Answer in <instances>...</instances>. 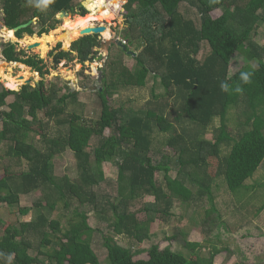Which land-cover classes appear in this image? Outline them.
<instances>
[{"label":"trees","instance_id":"1","mask_svg":"<svg viewBox=\"0 0 264 264\" xmlns=\"http://www.w3.org/2000/svg\"><path fill=\"white\" fill-rule=\"evenodd\" d=\"M1 1L8 30L34 21L16 32L18 39L36 35L37 22L38 36L47 34L59 23L57 15L75 14L80 3L55 0L40 10L29 0ZM95 1L93 12L106 9L104 0ZM216 11L221 15L215 18ZM87 12L80 6L82 15ZM121 12L129 26L125 35L129 40L125 49L117 44L110 47L100 70L103 77L101 82L97 79L101 85L97 94L102 111L96 121L75 112L61 117L67 102L78 100L79 92L74 90L58 98L59 90L46 89L44 83L40 88L22 86L20 91L0 84V164L5 174L0 179V209L8 207L16 215V222L9 225L0 217V264H100L92 246L96 234L102 236L108 264H214L217 251L206 258L199 254L202 244L188 240L185 247L200 250L195 260L170 247L160 250L158 245L148 248L147 260H135L141 251L132 252L107 233L142 244L151 239L155 222L169 223L176 216L175 208L185 210L192 203H200L196 219L220 227L218 199L223 195L240 203L237 214L242 224L249 220L242 201L255 189L262 191L263 199L257 211L264 210V176H255L264 167V45L259 43L264 40L260 32L264 0H127ZM101 44L98 35L80 38L71 51L60 50L59 44L54 69L75 59L82 65L93 62ZM133 44L140 52L135 56L129 51ZM2 54L7 62L30 67L41 77L49 73L43 60L17 52L11 42L4 44ZM236 54L247 65L233 70ZM126 56L135 62L132 69L124 63ZM242 72L252 74L250 83L240 81ZM149 77L151 97L144 108L135 111L111 104L108 98L121 89L146 88ZM221 84L228 89L222 90ZM237 86L243 91L236 92ZM240 105L246 109L234 130L230 111ZM46 118L59 126L57 134H49ZM216 119L220 126L212 140L200 137ZM187 122L195 127L173 131L174 123ZM157 132L168 135L162 147L155 143ZM37 139L40 147L34 142ZM67 151L77 159L75 180L55 174V158ZM105 164L117 167V191L115 197L99 201L95 188L107 181ZM249 180L257 186L249 185ZM39 191L42 198L35 201L32 197ZM60 202L72 212L65 228L52 219ZM32 213L34 218L24 221ZM89 213L104 221L106 228L92 227ZM34 235L41 239L35 256L30 240Z\"/></svg>","mask_w":264,"mask_h":264},{"label":"rangeland","instance_id":"2","mask_svg":"<svg viewBox=\"0 0 264 264\" xmlns=\"http://www.w3.org/2000/svg\"><path fill=\"white\" fill-rule=\"evenodd\" d=\"M78 1L80 3L76 7L75 14H72V17L61 19L57 15L56 19L59 21V23L56 24L55 29L51 30L47 34L42 35L41 37H39L36 33L40 28V23L38 24V22L33 26V33L36 35L29 36L27 34H24L22 39H18L13 30H11L13 32V37L8 36L4 34V32L0 31V84L7 90L20 91L22 86H26L24 84V81L32 79V87L41 86V83L45 84L46 89L50 87H56L57 90H59L57 94L58 98L63 96L69 90L79 92L77 101L67 102L68 105L65 111L66 113L64 115H61V117H67L75 112L79 115H82V117L87 119L88 121L93 122L100 117L102 111L101 102L97 94V90L101 86L97 83V79L99 77L98 73L102 68H104L109 54H111L110 51L108 52V54L106 52V48H96L95 51L97 52L98 56H96L93 62H85V64L82 65L77 62V59H75L73 62L61 63L56 69H54L53 55L57 53V46L59 44L61 45L60 50L71 51L72 44L82 38V36L80 35V31L85 30L89 27L95 28L100 26H107V31L109 34L107 35L106 32L100 33L99 39L101 38V40L105 41L106 39L111 38L113 42L119 40L121 43L123 42L122 44H126L129 38H126L125 35L126 33L128 34L129 26L126 24V19L123 15L124 13H122L121 10L123 4H125L127 0H117L118 5L113 7V0H104L105 2L103 3V5L105 6L104 8H106L105 10L107 11V17L105 19H102L101 21L93 19L94 21H89L87 23V28L80 29L79 31H77L76 35L75 33L71 35V33H69V30L72 31V29L67 27L68 24L70 25V23L72 22L79 21V23L82 25L81 21L84 17L95 13L93 12L94 5L96 4L95 0ZM80 6H83L88 12L82 15L80 13ZM99 13H95V16L98 17ZM110 14H112V17H110ZM220 15L221 12L219 11L213 13V17L215 18ZM3 16V5L2 1L0 0L1 25L3 24ZM158 30L161 31L162 27H159ZM8 32H10V30ZM260 32L263 36L264 26L261 28ZM50 34L51 37L48 38L49 41L45 42V38ZM8 42L16 45L17 52L25 51L27 56H38L39 59L43 60L44 64L46 65V70H48L49 73L41 77L37 73H31L30 68L23 64H6V59L2 55V50L4 44ZM35 42H42V44L40 45V47L34 50H28L27 47ZM259 43L264 45V40H261ZM44 44L46 49L43 50ZM129 51H132L131 53L134 56L135 54L140 53L135 44L132 45ZM73 55L76 56V53H73ZM100 56H103V59L97 61ZM124 60V63H126L129 68L132 69L134 67L135 62L132 57L126 56ZM245 65H247V62L241 54H236L233 57V70L241 69ZM21 76H24L23 80H19V77ZM7 78L8 80L18 79L16 80L18 82V86L13 89L7 88L6 84L3 82ZM152 84L153 79L152 77H149L146 88L121 89V91H119L117 95L108 99L111 101V104L115 108L125 107L127 110H141L145 107L146 103L151 97ZM245 109L246 108H244V106L240 105L239 107L233 108L230 111V119L232 120L230 126L231 128L235 127L234 130L236 129V125L240 123V120L242 118L241 113ZM4 111H8V109L4 108ZM45 121L47 122V124H50L48 129L49 134H57V129L59 128V126L54 123L55 121H48L47 118L45 119ZM219 126L220 122L216 119L211 127L201 132L200 137L212 140V134ZM182 127L190 128L195 126L191 125L188 122L185 125L174 123L173 131L180 132ZM108 133L109 131L106 132V135ZM167 137V134L158 132L155 133L154 139L157 147H162L166 142ZM34 142L37 146H41V142L39 139L34 140ZM223 154H227L226 149L224 150ZM215 163L216 161H213V165H215ZM104 171L107 178L106 183L102 184L99 188H95V193L99 201L102 200V197L108 198V195L111 197H115L117 191V167L114 164H105ZM258 172H260V174H258ZM258 172L255 176L256 178L260 177L261 179L264 176V167L261 171ZM55 174L58 177L68 175L71 180H75L79 177L77 159L72 152L67 151L60 157L55 158ZM171 174L174 176L175 171L171 172ZM4 176L5 174L2 169V165L0 164V179H2ZM159 177L161 178L162 175L160 174ZM248 184H251L252 187L257 186L254 181H250ZM259 190L255 189L250 191V194L248 193L242 201V205L244 206L243 213L248 214L249 219L247 222H244L242 224H240L241 219L237 214V211H239L237 209L240 207V203L238 202V204H234L231 201L229 202L227 201L228 198L224 199L225 196L223 195L218 199L220 202H218L221 217L220 221L222 222V226L220 227H217V225H212L211 223H206L200 218L196 219L197 215L200 213V203L199 206H195L192 203L191 207H187L185 210L180 207L175 208L174 213L176 216L174 215L175 217L171 219L169 223L161 221L155 222V224H153L151 227V239L146 240L142 244L135 243L133 240H130L125 236H118L113 232L107 233V236L116 239L121 244H126L127 246L129 245L132 252L141 251L142 253L136 256L135 260H147L149 258L147 250L152 245H158L160 250H164L165 248L170 247L173 251L183 252L185 256H190L193 260H195V256L200 250L193 251L185 247V240H188L189 242L201 243L204 249L199 254L201 256H205L206 258H209L210 252L217 251L219 254L217 255V257H215L213 261L214 264H261L264 263V210L260 213H258L257 211L263 204V199L261 197L262 191L259 192ZM194 192H196V189L194 190ZM42 195L43 192L39 191L35 193L32 198L37 201L42 198ZM231 199H233V197H231ZM239 200L240 199H238V201ZM42 201L45 203L44 199H42ZM203 201H205V199L202 200L201 206H203ZM206 202V204L208 205V201ZM103 208L107 207L104 206ZM13 214L14 212L9 210L8 207H6V209H0V217L6 221V225L16 222V215L14 216ZM71 214V210L65 209L63 203L60 202L56 211L52 214V219L60 221L61 226L65 228L67 225V219L71 216ZM34 216L35 213H32L31 215L29 214L24 219V221L30 222L34 218ZM88 222L92 227L106 228L104 225V221H102L101 219H97L94 213H89ZM61 236L62 234L59 233L58 237ZM30 240L33 244V250L31 251V254L35 256L38 253L41 239H37V237L35 238L34 235L30 236ZM92 246L99 258L100 264H108L107 252L105 247L103 246L102 236L96 234L93 237ZM13 263L14 262H11L10 264Z\"/></svg>","mask_w":264,"mask_h":264},{"label":"bare ground","instance_id":"3","mask_svg":"<svg viewBox=\"0 0 264 264\" xmlns=\"http://www.w3.org/2000/svg\"><path fill=\"white\" fill-rule=\"evenodd\" d=\"M116 3V2H115ZM115 3H114V5H115ZM92 17V18H91ZM95 17V18H94ZM107 17V11L106 10H103V11H100V13H99V15H98V17H96L95 15H88V16H86V17H84L83 18V20L81 21V23H82V25L79 23V21L78 22H72V23H70V25L68 24L67 25V27L68 28H71L72 29V31L71 30H69V33H71V35H73L74 33H75V35L77 34V31H79L80 29H85V28H87V23L89 22V21H94L93 19H95V20H97V21H101L102 19H105ZM110 17H112V14H110ZM32 25V24H31ZM78 29V30H77ZM62 30H63V28H62ZM0 31L1 32H4V34H6V35H8V36H12L13 37V32H14V30H13V32L12 31H10V32H8L9 30L2 24H0ZM18 32V31H17ZM59 32H60V30H59ZM14 34H16V32H14ZM106 34L108 35L109 33H108V31L106 32ZM66 35H68V34H66ZM51 37V34L49 35V36H47L46 38H45V42L46 41H49V39L48 38H50ZM44 42V41H43ZM37 43V42H36ZM40 44H42V42H39ZM44 49H46V47H45V44L43 45V50ZM1 63H2V61H1ZM25 76V75H24ZM23 76V77H24ZM4 80V79H3ZM16 80H18V79H12V80H8V78L7 79H5V81H3L5 84H6V87L7 88H11V89H13V88H16L17 86H18V82L16 81Z\"/></svg>","mask_w":264,"mask_h":264},{"label":"water","instance_id":"4","mask_svg":"<svg viewBox=\"0 0 264 264\" xmlns=\"http://www.w3.org/2000/svg\"><path fill=\"white\" fill-rule=\"evenodd\" d=\"M58 16H59V18L62 19V18L72 17V14L67 13V12H62ZM33 23H34V21H29L28 23H26L24 25H20V26H18L17 28L14 29V32H17L19 30L26 29V28H28ZM103 32H107V27H104V26L95 27V28L94 27H89V28H87L85 30L80 31V35L82 37H85V36H90V35H99L100 33H103ZM40 45H41L40 43H36L35 42L33 44H30L27 48H28V50H34V49L40 47ZM124 49H125V47H124ZM106 52H107V50H106ZM102 59H103V56H100L97 59V61H100ZM30 72L31 73H34V70L33 69H30ZM98 76H99L98 77L99 78V82H101L102 81V77H103V72L102 71H99ZM23 79H24L23 76L19 77V80H23ZM0 80H1V78H0ZM30 83H31V80L30 79L28 81H24V84L25 85H29ZM37 87L40 88V86H37Z\"/></svg>","mask_w":264,"mask_h":264},{"label":"clouds","instance_id":"5","mask_svg":"<svg viewBox=\"0 0 264 264\" xmlns=\"http://www.w3.org/2000/svg\"><path fill=\"white\" fill-rule=\"evenodd\" d=\"M29 2L30 3H34L35 4V7H37L38 9L44 10V9H47L49 7V5L53 4L55 2V0H38V2H35V0H29ZM107 30H108V28H107ZM100 40H101V38H100ZM101 42L103 43L105 41L101 40ZM122 43H120L121 46L125 47V45L122 44ZM30 69H32V68H30ZM251 75L252 74L250 72H242L240 74V81H242L245 84L250 83ZM221 89L222 90H227L228 89V86L226 84H221ZM235 91L239 93V92H242L243 89L241 87L237 86L236 89H235Z\"/></svg>","mask_w":264,"mask_h":264},{"label":"flooded vegetation","instance_id":"6","mask_svg":"<svg viewBox=\"0 0 264 264\" xmlns=\"http://www.w3.org/2000/svg\"><path fill=\"white\" fill-rule=\"evenodd\" d=\"M108 2V1H107ZM116 2V3H115ZM114 3H115V5H114ZM118 5V1L117 0H113L112 1V7L113 6H117ZM121 5V4H120ZM124 5V4H123ZM107 27V26H106ZM108 28V27H107ZM123 37V36H122ZM117 44V45H120V41L119 40H116L115 42H113L112 40H111V38L110 39H106L105 40V42H103L102 43V45H101V47H103V48H106V50H107V53L110 51V47L113 45V44ZM121 46V45H120ZM109 54V53H108ZM3 55V54H2ZM6 64H12V62H7V60H6ZM30 68V67H29ZM34 70V69H33ZM34 73H37L35 70H34ZM37 74H39V73H37ZM32 84V79H31V83L29 84V85H31Z\"/></svg>","mask_w":264,"mask_h":264}]
</instances>
